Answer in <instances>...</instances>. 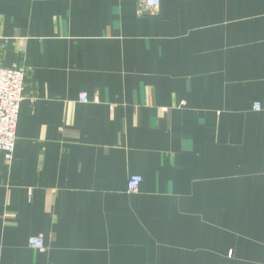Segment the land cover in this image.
<instances>
[{"label": "crops", "instance_id": "crops-1", "mask_svg": "<svg viewBox=\"0 0 264 264\" xmlns=\"http://www.w3.org/2000/svg\"><path fill=\"white\" fill-rule=\"evenodd\" d=\"M0 67V264H264V0H0Z\"/></svg>", "mask_w": 264, "mask_h": 264}, {"label": "built area", "instance_id": "built-area-1", "mask_svg": "<svg viewBox=\"0 0 264 264\" xmlns=\"http://www.w3.org/2000/svg\"><path fill=\"white\" fill-rule=\"evenodd\" d=\"M161 0H138V12L149 13L159 8ZM25 72L20 68L0 67V152L6 160L12 158L16 141V128L20 104L24 99ZM87 93L78 95L79 103L88 102ZM255 111L260 110V105L255 103ZM142 177L131 175L127 181V192L136 193L141 184ZM29 248L39 253L45 252L41 237H31L28 240Z\"/></svg>", "mask_w": 264, "mask_h": 264}, {"label": "rangeland", "instance_id": "rangeland-1", "mask_svg": "<svg viewBox=\"0 0 264 264\" xmlns=\"http://www.w3.org/2000/svg\"><path fill=\"white\" fill-rule=\"evenodd\" d=\"M3 68V67H2Z\"/></svg>", "mask_w": 264, "mask_h": 264}]
</instances>
